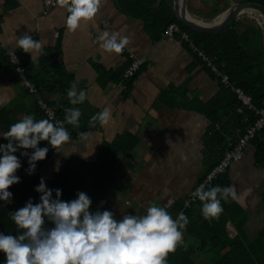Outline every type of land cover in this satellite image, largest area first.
I'll return each instance as SVG.
<instances>
[{"label":"crops","instance_id":"1","mask_svg":"<svg viewBox=\"0 0 264 264\" xmlns=\"http://www.w3.org/2000/svg\"><path fill=\"white\" fill-rule=\"evenodd\" d=\"M232 1L238 2L188 0L187 11L198 21L214 23ZM163 2L170 3L174 12V0ZM68 15L67 6L59 3L45 14L43 0H0V48L22 58L29 70L26 76L38 88L37 94L28 91L24 97L26 88L19 75L0 67V110H29L39 99L50 106L61 101L67 108H79L81 121H90L109 108V123L102 126L97 121L99 128L89 132L87 141L71 139L60 146L56 162L45 166L43 177L50 178L71 157L96 161L105 142L130 134L137 144L132 154L118 156L116 180L105 204L97 208L111 211L117 220L123 215H144L152 204L165 207L171 215L169 209L191 195L211 164L205 142L212 128L210 114L216 104L225 102L220 80L178 33L152 31L145 16L124 11L119 0H101L97 15L82 21L76 31L67 28ZM236 20L248 26L241 32L247 46H253L251 23L256 18L243 14ZM105 31L129 38L122 53L100 47L99 36ZM25 33L42 43L39 53L31 56L18 47L17 38ZM130 52L145 58V64L128 79L124 74ZM73 82L87 93L78 105L70 104L67 97ZM255 151L250 144L229 169L238 197L233 200L246 211L245 234L252 238L264 225V168L255 165ZM227 231L238 233L233 222ZM185 238L183 234V243L190 244L192 239Z\"/></svg>","mask_w":264,"mask_h":264},{"label":"trees","instance_id":"2","mask_svg":"<svg viewBox=\"0 0 264 264\" xmlns=\"http://www.w3.org/2000/svg\"><path fill=\"white\" fill-rule=\"evenodd\" d=\"M162 1L119 0L120 7L124 11L138 16H145L148 27L152 31L160 29L164 33L171 23H177L182 30L191 35L196 46L214 60L219 70L229 75L233 85L243 89L252 97V103L255 107L264 108V48L263 46L258 48L247 46L242 32L237 28L239 22H242L236 20L219 33H199L178 21L170 3H162ZM234 1L255 2L264 6V0ZM259 30L261 29L259 28ZM46 65L49 67V63ZM24 66L29 77V70L25 64ZM0 67L17 76L9 56L1 48ZM44 89L52 92L47 87H44ZM54 89L59 90L57 86H54ZM223 90L225 102L216 104L210 114L212 128L205 145L211 164L200 184L205 176L221 161L224 153L232 149L247 128L254 125L257 120L255 113L252 111L238 112L241 101L232 89L223 86ZM28 95L29 92L25 89L23 96ZM217 101H221V98ZM50 104L64 120V109L67 106L63 105L61 101ZM27 115L34 116L36 120L48 119L38 102L34 103L29 110L21 111L7 108L0 110V144L6 145L9 142L4 139V134L12 124ZM79 124L80 127L76 128L65 122V128L69 131L72 140H80L78 138L80 132H91L99 128L98 123L95 127H91L89 121L80 120ZM136 144L137 138L130 134L121 136L112 143L105 142L98 160L83 161L77 157L68 158L50 178H44L41 170L46 162L58 152L60 147L53 149L48 142L41 141L38 147H47L48 153L43 161L36 162V168L32 174L28 173V158L34 150L18 149L15 155L21 162V168L15 175L19 177L20 182L8 189L12 193L10 202L0 201V234H22L23 230L17 228L11 219V214L24 207L29 200L33 204L40 202L41 194L36 192L35 189L39 186L41 179L45 181L48 189L53 190V199L56 198V189L61 190L60 199L65 202L76 199L79 192H84L92 201L89 211L92 213L97 210L103 212L105 208L100 209L97 207L105 204L109 190L116 180L118 156L120 154H132ZM250 144L256 150L255 165L264 168V129L256 133ZM22 152H26L27 155H21ZM0 156H2V153H0ZM229 169L213 181L212 187L217 185L221 187L231 186ZM208 189L210 188L205 190ZM221 204L223 212L218 217L208 219L202 214L203 202L198 198L189 207L185 208L183 213L188 217L189 223L182 230L183 234L186 235L184 241L187 238L192 239V241L190 244L182 242L175 252L169 253L166 264H264V225L258 235L252 238L250 235L245 234L248 221L246 211L231 198L227 201L221 200ZM183 207V202L175 203L169 209L171 216L173 218L177 217ZM229 222L234 223L238 231L237 235L228 234ZM45 227L51 228L54 225L46 219ZM0 264H6V257L3 253H0Z\"/></svg>","mask_w":264,"mask_h":264},{"label":"clouds","instance_id":"3","mask_svg":"<svg viewBox=\"0 0 264 264\" xmlns=\"http://www.w3.org/2000/svg\"><path fill=\"white\" fill-rule=\"evenodd\" d=\"M58 3L67 6V28L76 31L82 21H91L97 15L101 0H71L70 4L69 0H58ZM99 41L102 49L116 54L122 53L129 44L127 36L107 31L99 36ZM17 45L31 56L34 51L42 50V43L27 33L17 38ZM67 97L70 104L78 105L85 101L87 93L73 82ZM64 111V122L79 128V108ZM111 118V110L104 108L91 117L89 125L95 127L97 121L107 125ZM90 135L80 132L78 138L87 141ZM3 137L9 142L0 144V201L7 202L12 196L8 189L20 182L15 175L21 168L15 155L18 149L34 150L28 158V173L32 174L36 162L43 161L48 153L47 147H38L41 141L48 142L53 149L71 141L63 122L36 120L32 115L12 124ZM205 189L206 185L201 184L192 195L203 202L202 214L206 219L223 212L221 200L238 198L234 186ZM35 191L41 194L39 203L29 200L11 214L22 234H0V253L5 255L6 264H166L168 254L183 242L182 230L189 223L183 212L173 219L165 207L155 204L144 215H123L120 220L109 210L92 213L89 211L92 201L86 193L79 192L76 199L65 202L60 199L61 190L56 189L53 199V190L46 187L43 179ZM46 219L54 227L46 228Z\"/></svg>","mask_w":264,"mask_h":264},{"label":"built area","instance_id":"4","mask_svg":"<svg viewBox=\"0 0 264 264\" xmlns=\"http://www.w3.org/2000/svg\"><path fill=\"white\" fill-rule=\"evenodd\" d=\"M43 4H44V13L48 14L54 7L57 6L58 0H43ZM175 33H178L180 35L182 42H186L187 44L190 45L192 49L198 52L199 56L202 58L205 64L211 68L213 73L218 77V79L220 80L221 84L224 87L230 88L235 92L237 98L241 101V104L238 107V112L245 113L246 110H249L254 112L257 117L255 124L247 128L246 132L243 134V136L240 137L237 144L232 149L227 150L224 153L221 161L205 176L201 184H205L206 188H209L212 187L213 181L220 174L226 172L233 165V163L242 159L246 148L250 144V141L255 137L258 131L264 129V108L255 107L252 103V97L248 95L243 89L238 88L232 84L229 75L225 72L220 71L218 66L214 63V60L211 59L203 50H200L196 46L191 35L187 31L182 30L177 23H171L167 27L166 34L169 36H173ZM129 54H130V62L124 74L125 78L128 79L133 78L135 74L145 64V58L137 56L134 52H130ZM8 55L10 61L15 67L16 73L19 75V78L21 79L25 88L31 94H37L38 88L36 87L35 84L31 83V81L26 76V70L22 58L18 56L15 52H11ZM38 103L41 109L44 111L46 117L51 122H53L54 124L57 122H63L65 127L64 120L56 113V111L52 108V106L47 104L42 99H39ZM198 187H196L192 193H194ZM192 193L185 201L184 207L180 211V213L184 212L185 208L189 207L191 203L196 201V197H194ZM177 217L173 219H176Z\"/></svg>","mask_w":264,"mask_h":264},{"label":"water","instance_id":"5","mask_svg":"<svg viewBox=\"0 0 264 264\" xmlns=\"http://www.w3.org/2000/svg\"><path fill=\"white\" fill-rule=\"evenodd\" d=\"M188 0H174V13L178 21L182 22L193 31L201 33H218L228 28L237 18L243 14H248L264 24V6L255 2H233L225 11L220 19L214 23L201 22L193 17L187 11ZM58 153H55L44 165L55 161ZM66 160V159H65ZM64 164V163H63ZM61 165V164H60ZM60 167V166H59Z\"/></svg>","mask_w":264,"mask_h":264},{"label":"rangeland","instance_id":"6","mask_svg":"<svg viewBox=\"0 0 264 264\" xmlns=\"http://www.w3.org/2000/svg\"><path fill=\"white\" fill-rule=\"evenodd\" d=\"M252 25H251V27H252V32H254L255 33V39H253V40H255V41H253V48L255 47V48H258V47H260V46H263V48H264V24H263V22H261V21H258V19H256V21H254L253 23H251ZM242 25V26H241ZM248 25H249V23H248ZM250 26V25H249ZM241 27H244V29H246L245 27H248V26H246V24H244V21L242 22V23H240L239 22V24H238V26H237V28H238V30L241 32ZM259 28L261 29V30H259ZM257 42V43H256ZM247 149V148H246ZM57 153H59V150H58V152ZM243 158V157H242ZM241 160V159H240ZM54 162H56V161H51V164L49 163V165L51 166L52 165V163H54ZM65 162V161H64ZM60 164H62V163H60ZM60 166V165H59ZM44 170V169H43ZM209 188H211V187H209ZM187 199H185L184 200V202H183V204L185 203V201H186Z\"/></svg>","mask_w":264,"mask_h":264}]
</instances>
